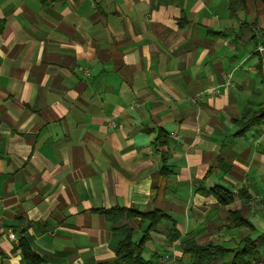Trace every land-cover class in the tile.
Here are the masks:
<instances>
[{
    "label": "crops",
    "instance_id": "0c3cea01",
    "mask_svg": "<svg viewBox=\"0 0 264 264\" xmlns=\"http://www.w3.org/2000/svg\"><path fill=\"white\" fill-rule=\"evenodd\" d=\"M262 103L264 0H0V264H26L21 240L40 264L112 261L148 226L128 209L167 215L154 264L258 245L264 123L236 132Z\"/></svg>",
    "mask_w": 264,
    "mask_h": 264
},
{
    "label": "trees",
    "instance_id": "16d2710c",
    "mask_svg": "<svg viewBox=\"0 0 264 264\" xmlns=\"http://www.w3.org/2000/svg\"><path fill=\"white\" fill-rule=\"evenodd\" d=\"M245 1L246 0H228L230 14L235 16L236 12L244 5ZM263 105L264 103H262V107L260 109L253 112L250 116H243L237 121L239 129L236 134H244L254 128L257 129L264 123ZM165 143L166 136L160 131L156 141V146L160 149L165 145ZM208 193L214 195L222 204H226L232 199L231 193L220 187H214L210 189ZM113 212L115 211H104L109 219H113ZM126 212L129 216H138L142 222H148L147 228L137 242L132 240V231L128 229L125 232L124 238L118 245V249L116 251L117 258L112 261L100 262L98 264H154L151 260L144 259L142 252L144 250L145 243L149 239V232L155 229L161 220L167 218V215L158 210L145 213L134 209H128ZM234 216V221L237 220V224L253 228L247 220L236 214H234ZM19 245L26 264H40V257L30 249L26 241L21 240ZM261 246H264V234L259 237L258 245H254L250 237L242 239L236 251L213 244L200 246L193 240H187L184 242L183 251L192 256L191 264H254V262L259 259L258 255ZM226 255H229L230 258L228 261L224 262Z\"/></svg>",
    "mask_w": 264,
    "mask_h": 264
},
{
    "label": "built area",
    "instance_id": "2783aa9c",
    "mask_svg": "<svg viewBox=\"0 0 264 264\" xmlns=\"http://www.w3.org/2000/svg\"><path fill=\"white\" fill-rule=\"evenodd\" d=\"M111 124H112V125H114V123H113V122H111Z\"/></svg>",
    "mask_w": 264,
    "mask_h": 264
}]
</instances>
